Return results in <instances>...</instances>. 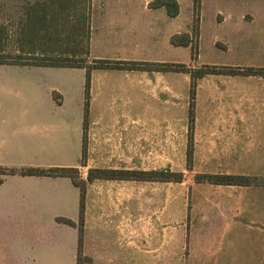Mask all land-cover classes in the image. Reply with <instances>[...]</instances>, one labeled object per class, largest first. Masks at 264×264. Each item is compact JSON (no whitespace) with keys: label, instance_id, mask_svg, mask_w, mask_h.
<instances>
[{"label":"crops","instance_id":"1","mask_svg":"<svg viewBox=\"0 0 264 264\" xmlns=\"http://www.w3.org/2000/svg\"><path fill=\"white\" fill-rule=\"evenodd\" d=\"M151 1L92 0L89 57L178 63L183 48L192 53L172 37L192 33L194 0H186L184 18L182 0L174 17ZM198 46V59L210 62L203 64L264 67V0H201ZM148 52L157 56L131 58ZM86 78L82 66L0 62V166L79 167L84 179L94 167L150 170L118 159L132 157L134 141L149 138L139 126L149 123L151 85L180 91L181 71L93 69L82 165ZM202 87L208 99L195 103L193 140L211 142L207 152L230 149L237 157H253L252 172L264 174V73L213 71L197 79V89ZM0 178V264H78L81 191L73 179L19 173ZM151 184L174 190L167 194L173 204L166 205L173 211L150 213ZM44 222L70 238L39 252L24 238ZM81 251L82 264H264V184L96 178L87 184Z\"/></svg>","mask_w":264,"mask_h":264},{"label":"rangeland","instance_id":"2","mask_svg":"<svg viewBox=\"0 0 264 264\" xmlns=\"http://www.w3.org/2000/svg\"><path fill=\"white\" fill-rule=\"evenodd\" d=\"M141 1L100 0V2H97V5H116V3L117 5H137ZM73 2L63 6L57 1L52 2L51 0H0V61L34 63L44 60L41 54H45L51 56L50 58H54L49 60L62 61L71 55H76L77 59H74L72 63L82 59L91 63L94 59L89 57L90 51H87V35H85L83 28H81L84 26L83 23L79 22V16L83 7L79 5L80 1ZM182 2V18H184L185 14L188 13L189 7L187 8V6L189 4L186 0H182ZM41 7L46 9L48 19L53 17L54 20L47 21V26L44 25L45 27L37 26L38 24L34 26L33 24V29L27 30L26 28L28 27L25 24L29 19V11H37ZM91 8H93L92 5ZM131 55L132 59H135V56H139L138 58L149 55L157 56L152 52L144 55L139 53ZM179 60L195 67H200L203 63H210L206 60V56L201 59H198V57L193 58L189 48H183ZM156 76H158L157 73H151V80L159 81L158 78H155ZM181 76L180 91L179 88L176 91L170 90L169 87L163 89L158 83L151 85L149 89L151 101L149 123L139 126L140 129L143 127L144 136H148L149 138L144 137L143 141L135 140L133 156L127 159L123 157L122 159H118V161H121L127 167L142 169L169 167L172 170L183 171V181L186 182L195 181V175L200 172L249 174L264 178V174L252 172V169L255 168L253 157H237L235 155L236 152L233 153L230 149L226 151V149L221 150L220 148H214V151L209 150L211 154L214 152L218 154V156H212L209 154V151H206L209 147L207 144L212 145V143L205 141L193 140V167L191 169L188 168V121L192 105L191 87L189 73L181 71ZM207 99L206 89L204 87L198 88L193 106L194 113L197 112L195 103L206 102ZM164 103L175 104L178 108L164 109L162 108V104ZM201 111L205 112L206 110L203 109ZM116 160V158H113L112 163H115L114 161ZM249 169L251 171L244 172V170L247 171ZM143 190L145 191V188L134 189L135 192H142ZM148 191L150 193L151 214L173 211L172 207L166 208L167 204H173V200L168 199L167 195L174 191L172 188H162L151 184ZM181 191L183 200L180 211L184 212L188 203L185 194L188 189L183 187ZM61 237L70 238V235L56 225L45 224L44 222V225L39 229L36 231L33 229L31 234L26 235L24 240L25 242L33 243L36 249L41 252L47 248L49 243L51 244L52 241ZM69 264L77 263L74 260H70Z\"/></svg>","mask_w":264,"mask_h":264},{"label":"trees","instance_id":"3","mask_svg":"<svg viewBox=\"0 0 264 264\" xmlns=\"http://www.w3.org/2000/svg\"><path fill=\"white\" fill-rule=\"evenodd\" d=\"M52 2H59L63 6L67 3H74L73 1L77 0H51ZM80 1L79 5L83 7L80 16L79 22L83 23V30L87 39H89L90 33V13L92 0H78ZM151 6L160 7L165 6L168 10L170 16L174 17L180 12V4L178 0H153L151 1ZM200 7L201 0H194V18H193V31L183 32L172 37V41L175 44H180L184 46L192 47V57H198L199 46H198V37H199V27H200ZM31 10V9H30ZM29 19L26 24L27 30H32L34 26H47L46 22L54 20L53 17L48 19V13L44 7H41L37 11H29ZM34 24V26H33ZM44 26V27H45ZM81 32V31H79ZM88 45V44H87ZM89 51V45L88 49ZM86 51V52H87ZM41 57L44 60L34 62L35 64H45V65H54V66H71V67H86L87 69V78L85 84V117H84V133H83V151L81 164L85 165L87 163L88 157V143H89V107H90V86H91V71L95 68H130V69H149V70H166V69H175L178 71L187 72L191 76V101L192 105L189 111V145L187 150V161L188 168L193 167V129H194V101L196 98L197 91V79L203 77L205 74L213 71H228L236 73L241 70L246 72H259L264 73V67H245L240 68L238 66H220V65H211L203 64L200 67H195L184 62L178 63H168V62H153V61H138V60H112V59H94L91 63L86 62L84 59L76 60L75 63H72L74 59H77L76 55H71L64 60H49L54 59L50 58L51 56L41 54ZM0 62H7L1 60ZM0 173L2 174H36V175H64L70 176L76 185L80 187L81 196H80V217H79V255H78V264H82L86 259L82 255V241L84 235V220H85V205H86V192L87 184L89 181H93L96 178H109V179H140V180H175L181 181L184 179L183 171H174L168 167L166 168H157L150 170H138V169H124V168H107V167H94L88 170L87 178L84 179L80 174L79 167H34L27 166L21 168H8L0 166ZM0 178V183L2 182ZM196 181H209L213 183H222V184H239V185H253V184H264V178H259L258 176H252L249 174H234V173H213V172H200L195 175ZM59 220L65 221L71 225H77L75 221L69 218L60 217Z\"/></svg>","mask_w":264,"mask_h":264}]
</instances>
